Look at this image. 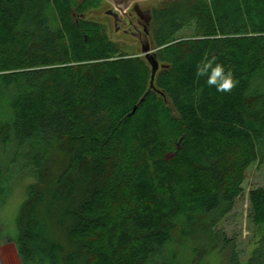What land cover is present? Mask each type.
<instances>
[{
  "label": "trees",
  "instance_id": "16d2710c",
  "mask_svg": "<svg viewBox=\"0 0 264 264\" xmlns=\"http://www.w3.org/2000/svg\"><path fill=\"white\" fill-rule=\"evenodd\" d=\"M95 1L0 0V205L32 178L8 237L22 263L179 264L180 238L184 264H264V185L248 192L246 260L216 227L264 161V0L152 8V86L145 56L76 21ZM212 57L231 91L197 75Z\"/></svg>",
  "mask_w": 264,
  "mask_h": 264
},
{
  "label": "rangeland",
  "instance_id": "374dc122",
  "mask_svg": "<svg viewBox=\"0 0 264 264\" xmlns=\"http://www.w3.org/2000/svg\"><path fill=\"white\" fill-rule=\"evenodd\" d=\"M170 1L175 0H138L137 4L142 10H148L162 6ZM113 9L114 6L111 3L97 0L95 5H89L85 11L78 13V19H76V21L86 20V23H88V21H91L90 23H95L99 30L102 31L101 33H104L107 36L106 39L116 45L119 52L125 53L126 55H140L144 57L139 41L135 37H131L121 31L115 30L113 19L108 14V11ZM148 29L152 31L151 24L148 25ZM192 30V26H187L183 28L177 36H188L192 33ZM151 37L152 35L149 37L150 40H152ZM84 38L85 40H88L87 36ZM151 49L155 51L153 42L151 43ZM181 147L182 144L180 138L177 141L175 150L173 152H168L165 155V159L167 161L173 160L175 154ZM154 160H159V156H156L152 161ZM161 163H163L162 166L166 167L164 161ZM182 163L183 161L181 162V165ZM154 167H156V165H154ZM31 180L32 178L24 180L23 183L20 182L19 185L15 187L7 201L3 205H0V264H23L17 254L14 241L8 239V237L16 234V214L25 197V185ZM171 185H173V190L176 195L175 189H178L177 183ZM261 185H264V161L262 164H252L246 170L242 183L241 195L235 200L232 210L226 213L216 225V227L222 229L228 237L236 238L237 248L241 252V258H244L243 260H246L248 253L254 248L253 245L256 239L254 226L248 219V192L252 188ZM157 199L162 208L170 207L172 203H175L174 198L169 194H164V192H161ZM192 242V239L180 240V238L175 241L174 248L178 255L179 264H184V262L191 256L190 248L192 247Z\"/></svg>",
  "mask_w": 264,
  "mask_h": 264
},
{
  "label": "flooded vegetation",
  "instance_id": "af4514ba",
  "mask_svg": "<svg viewBox=\"0 0 264 264\" xmlns=\"http://www.w3.org/2000/svg\"><path fill=\"white\" fill-rule=\"evenodd\" d=\"M137 1H133L123 10H119L113 3L109 2L114 6V9L109 10L108 14L113 19L116 31L135 37L139 41L140 47L142 44H148L151 48L152 40L149 38L151 31L148 29V25L152 23V9L142 10Z\"/></svg>",
  "mask_w": 264,
  "mask_h": 264
},
{
  "label": "clouds",
  "instance_id": "9594fccd",
  "mask_svg": "<svg viewBox=\"0 0 264 264\" xmlns=\"http://www.w3.org/2000/svg\"><path fill=\"white\" fill-rule=\"evenodd\" d=\"M197 75L206 79L208 87H215L217 92L231 91L237 84L230 69L216 62V57L202 62L197 68Z\"/></svg>",
  "mask_w": 264,
  "mask_h": 264
},
{
  "label": "water",
  "instance_id": "95a60500",
  "mask_svg": "<svg viewBox=\"0 0 264 264\" xmlns=\"http://www.w3.org/2000/svg\"><path fill=\"white\" fill-rule=\"evenodd\" d=\"M107 1L113 3L119 10H123L124 8L129 6L133 1H137V0H107ZM141 50L151 67L150 86H152L155 73L159 67V63L155 58L153 49H151L148 44L146 45L142 44ZM135 109L136 106L133 108L132 113H134Z\"/></svg>",
  "mask_w": 264,
  "mask_h": 264
}]
</instances>
